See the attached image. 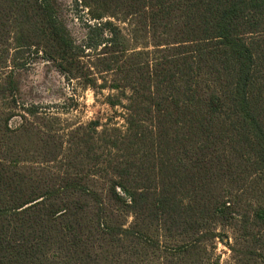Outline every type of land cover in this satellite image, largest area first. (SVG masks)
Returning a JSON list of instances; mask_svg holds the SVG:
<instances>
[{
	"label": "trees",
	"instance_id": "1",
	"mask_svg": "<svg viewBox=\"0 0 264 264\" xmlns=\"http://www.w3.org/2000/svg\"><path fill=\"white\" fill-rule=\"evenodd\" d=\"M81 1L152 48L106 20L85 62L54 0H0V264H130L153 231L181 243L167 264L215 240L225 264H264V0ZM40 53L113 91L123 127L60 131L22 103L15 70Z\"/></svg>",
	"mask_w": 264,
	"mask_h": 264
},
{
	"label": "rangeland",
	"instance_id": "2",
	"mask_svg": "<svg viewBox=\"0 0 264 264\" xmlns=\"http://www.w3.org/2000/svg\"><path fill=\"white\" fill-rule=\"evenodd\" d=\"M54 4L60 22L78 45L85 62L92 61L99 51L101 46L97 48L98 44L95 47L93 45L105 34L106 30L100 23L106 20L112 21L130 39L131 51L152 48L145 32L133 24L131 17L108 16L105 6L90 7L81 0H54ZM100 15L105 16L98 18ZM15 78L19 84V100L26 106L38 105L41 115L48 117L49 127L53 129L67 131L77 124L91 120L117 124L120 127L124 125L122 115L125 110L121 106L110 105L107 100V96L113 91L90 86L84 77L69 78L54 61L47 60L41 53L32 55L24 68L16 69ZM104 78L108 83L112 80L111 74H104ZM103 81L102 78H97V85ZM20 121L19 117L14 118L11 121L12 127L18 126ZM131 220L129 217L128 221ZM156 234L153 231L152 236L146 239L145 247H139V251L131 255L130 264H167V259L170 260L176 255L175 252L182 249L181 243L162 240L158 244ZM206 244L208 251L202 255L203 264H215L216 259L221 264L231 261V250L226 244L219 240L207 241Z\"/></svg>",
	"mask_w": 264,
	"mask_h": 264
}]
</instances>
